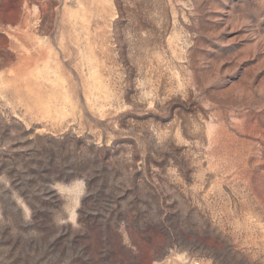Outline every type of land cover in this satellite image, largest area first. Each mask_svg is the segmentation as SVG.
<instances>
[{
	"label": "rangeland",
	"instance_id": "374dc122",
	"mask_svg": "<svg viewBox=\"0 0 264 264\" xmlns=\"http://www.w3.org/2000/svg\"><path fill=\"white\" fill-rule=\"evenodd\" d=\"M0 264H264V0H0Z\"/></svg>",
	"mask_w": 264,
	"mask_h": 264
}]
</instances>
